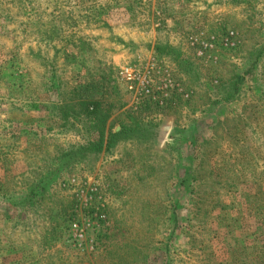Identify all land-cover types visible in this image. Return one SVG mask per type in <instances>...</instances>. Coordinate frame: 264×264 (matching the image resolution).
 Wrapping results in <instances>:
<instances>
[{
  "label": "rangeland",
  "instance_id": "374dc122",
  "mask_svg": "<svg viewBox=\"0 0 264 264\" xmlns=\"http://www.w3.org/2000/svg\"><path fill=\"white\" fill-rule=\"evenodd\" d=\"M0 264H264V0H0Z\"/></svg>",
  "mask_w": 264,
  "mask_h": 264
},
{
  "label": "built area",
  "instance_id": "2783aa9c",
  "mask_svg": "<svg viewBox=\"0 0 264 264\" xmlns=\"http://www.w3.org/2000/svg\"><path fill=\"white\" fill-rule=\"evenodd\" d=\"M124 74L123 72L121 73V75ZM125 79L129 82L132 80L131 74L128 73V70H125ZM131 88V87H130Z\"/></svg>",
  "mask_w": 264,
  "mask_h": 264
}]
</instances>
